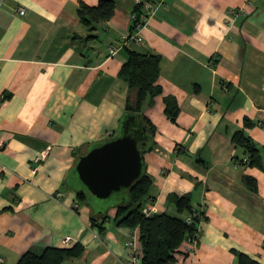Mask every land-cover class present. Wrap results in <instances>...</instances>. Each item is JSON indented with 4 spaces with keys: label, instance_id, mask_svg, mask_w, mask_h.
Listing matches in <instances>:
<instances>
[{
    "label": "crops",
    "instance_id": "obj_1",
    "mask_svg": "<svg viewBox=\"0 0 264 264\" xmlns=\"http://www.w3.org/2000/svg\"><path fill=\"white\" fill-rule=\"evenodd\" d=\"M82 1L98 0H0V264L75 243L79 253L59 264H122L134 234L142 255L138 226L117 223L112 207L99 229L90 205L64 185L78 154L117 131L135 93L119 73L129 48L160 57L161 92L141 107L154 127L143 154L149 201L175 213L168 194L188 193L198 212L196 241L183 240L169 264H238L236 251L264 264V169L232 140L244 128L264 160V0H165L142 40L114 54L134 0H116L92 30L77 15ZM165 95L178 105L174 120Z\"/></svg>",
    "mask_w": 264,
    "mask_h": 264
},
{
    "label": "trees",
    "instance_id": "obj_2",
    "mask_svg": "<svg viewBox=\"0 0 264 264\" xmlns=\"http://www.w3.org/2000/svg\"><path fill=\"white\" fill-rule=\"evenodd\" d=\"M115 7L116 0H98L95 4L82 1L79 3L76 12L81 22L89 30H92L95 28V22L110 18ZM142 12V3L134 1V7L130 12L134 14L133 17L131 16L130 30H133ZM89 35L92 36L93 34L90 33ZM159 72L160 57L157 54L140 52L132 48H129L128 56L119 71L120 75L127 79L129 85L135 89L133 95H128L124 111L138 112L141 121L146 125L148 137L139 143L143 161L144 152L152 149L155 142L152 138L154 127L149 118L141 112V107L146 99L152 103L154 96L161 92V85L157 81ZM164 102L165 113L174 120L178 112V105L174 96L165 95ZM244 123L248 124V120L245 119ZM232 140L247 150L246 160L248 164L264 169V160L260 149L244 131V128L234 130ZM243 179L249 187L256 188V181L253 177L245 175ZM64 183L67 185L65 180ZM151 184L152 178L146 171L144 161L143 171L129 187L114 194L109 199L95 201L96 204L100 203L105 207L101 211L95 210L87 202L88 194L85 190L77 189L75 192L80 202L87 203L92 208L90 222L99 229L104 228L103 222L108 217V210L112 207L116 209L114 217L117 218V223L130 227L138 226V239L142 253L141 264H169L174 261L175 255L182 251V243L185 237L198 231V212L191 205L188 193L171 192L168 194V200L174 203L175 213L155 211L152 214H144L141 207L150 199ZM188 214L191 216L190 221L186 220ZM81 248L79 243H75L72 246H45L41 251L27 249L20 254L15 264H59L65 257L79 253ZM236 252L238 264H263L246 252Z\"/></svg>",
    "mask_w": 264,
    "mask_h": 264
},
{
    "label": "water",
    "instance_id": "obj_3",
    "mask_svg": "<svg viewBox=\"0 0 264 264\" xmlns=\"http://www.w3.org/2000/svg\"><path fill=\"white\" fill-rule=\"evenodd\" d=\"M147 137L140 114L124 111L116 134L89 143L78 154L68 170L66 184L74 190H85L87 202L95 210H103L105 207L95 201L125 190L143 171L139 143Z\"/></svg>",
    "mask_w": 264,
    "mask_h": 264
},
{
    "label": "built area",
    "instance_id": "obj_4",
    "mask_svg": "<svg viewBox=\"0 0 264 264\" xmlns=\"http://www.w3.org/2000/svg\"><path fill=\"white\" fill-rule=\"evenodd\" d=\"M135 2H141L142 3V8L143 12L140 16V19L137 21L135 24L133 30L127 31L122 34V40L118 44H111L109 46V54H114L116 53L119 48L122 46L128 45L132 41H138L140 42L142 40V35H141V30L142 28L146 25L147 21L152 17L155 13V10L157 7L160 5L165 4V0H134ZM18 11L20 13H24V8L20 6L18 8ZM230 11L234 12L236 9L234 7L230 8ZM130 15L133 17L134 14L130 13ZM48 148V147H47ZM47 148L42 149L38 155L35 156L34 160L38 161L41 158H44L47 153ZM35 168H33L34 170ZM62 194V191H57L56 192V197H59ZM141 211L144 214H150L151 212L158 211L157 205L155 204L154 201H146L142 207ZM186 220L190 221L191 216L190 214L186 215ZM198 236V231H195L192 235H187L185 237V241L189 243V247L193 245V243L196 241V238ZM70 241V236H66L63 238V243L68 244ZM137 236L134 234L130 236V238L126 241V247L128 248L129 251V256L127 260H125L122 264H141V254L138 252V247H137ZM4 257L0 255V263L3 262Z\"/></svg>",
    "mask_w": 264,
    "mask_h": 264
},
{
    "label": "rangeland",
    "instance_id": "obj_5",
    "mask_svg": "<svg viewBox=\"0 0 264 264\" xmlns=\"http://www.w3.org/2000/svg\"><path fill=\"white\" fill-rule=\"evenodd\" d=\"M115 133H117V131Z\"/></svg>",
    "mask_w": 264,
    "mask_h": 264
}]
</instances>
